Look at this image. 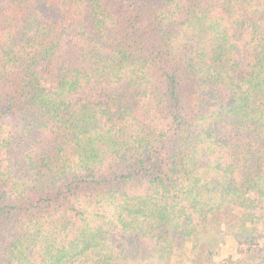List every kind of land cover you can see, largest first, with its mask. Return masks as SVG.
<instances>
[{
    "label": "trees",
    "instance_id": "obj_1",
    "mask_svg": "<svg viewBox=\"0 0 264 264\" xmlns=\"http://www.w3.org/2000/svg\"><path fill=\"white\" fill-rule=\"evenodd\" d=\"M0 264H264V0H0Z\"/></svg>",
    "mask_w": 264,
    "mask_h": 264
},
{
    "label": "rangeland",
    "instance_id": "obj_2",
    "mask_svg": "<svg viewBox=\"0 0 264 264\" xmlns=\"http://www.w3.org/2000/svg\"><path fill=\"white\" fill-rule=\"evenodd\" d=\"M250 196H252V197H254L255 196V194L254 193H251V195ZM232 252L233 253H235V250H232ZM235 255V254H234ZM235 256H237V255H235ZM238 257V256H237Z\"/></svg>",
    "mask_w": 264,
    "mask_h": 264
}]
</instances>
